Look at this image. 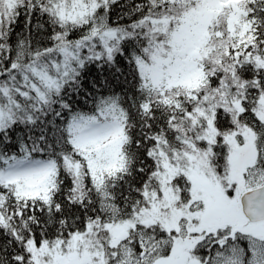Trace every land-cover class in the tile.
<instances>
[{"label":"snow or ice","instance_id":"6c2138e0","mask_svg":"<svg viewBox=\"0 0 264 264\" xmlns=\"http://www.w3.org/2000/svg\"><path fill=\"white\" fill-rule=\"evenodd\" d=\"M0 264H264V0H0Z\"/></svg>","mask_w":264,"mask_h":264}]
</instances>
